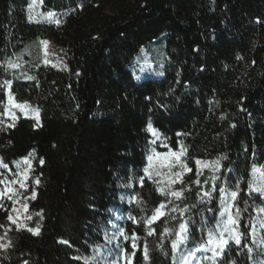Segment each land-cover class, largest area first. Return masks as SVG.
Here are the masks:
<instances>
[{
  "label": "trees",
  "instance_id": "16d2710c",
  "mask_svg": "<svg viewBox=\"0 0 264 264\" xmlns=\"http://www.w3.org/2000/svg\"><path fill=\"white\" fill-rule=\"evenodd\" d=\"M28 4L0 0V76L16 102L37 114L0 119V161L7 165L0 167V264H84L73 257L109 264L120 255L116 243L132 251L131 240L119 236L106 244L105 235L121 228L140 238L132 264H144L145 243L155 264H175L174 235L162 238L164 229L188 221L186 247L203 242L215 227L220 187L234 191L238 180L232 213L240 210L242 245L253 253L252 225L264 220V198L248 187L252 168L264 166V0H43L44 10L64 14L57 24L29 23ZM231 7L239 17L234 30L224 26ZM169 37L182 46L178 76L137 82L133 57ZM42 40L63 52L65 71L41 64ZM237 60L248 65L247 76L229 86L226 68ZM181 145L180 161L191 171L168 167ZM197 160L219 161V170L198 176ZM158 186L183 190V197H165ZM204 191L212 198L199 203ZM161 203L165 215L148 235L142 218ZM186 205L183 216L170 211ZM37 227L38 234L28 231ZM97 245L104 246L99 254ZM252 253L232 243L226 259L253 264Z\"/></svg>",
  "mask_w": 264,
  "mask_h": 264
},
{
  "label": "snow or ice",
  "instance_id": "6c2138e0",
  "mask_svg": "<svg viewBox=\"0 0 264 264\" xmlns=\"http://www.w3.org/2000/svg\"><path fill=\"white\" fill-rule=\"evenodd\" d=\"M49 18L54 16V13L48 14ZM58 22V21H57ZM42 43L47 44V41H43ZM133 70L135 71V66L133 67ZM144 69L141 68V71ZM158 75H163L162 72L157 73ZM136 79H139V77H136ZM11 100V97H10ZM16 107L23 108L24 105H16ZM147 129L149 132H151L157 139L159 138V133L153 128L151 121H149L147 125ZM152 143H155V140L152 141ZM186 149H184L183 145H181V149L179 152L170 153L176 157V160L173 161L168 165L169 168L174 167L177 163L180 164V166L183 169H186L188 171H191V169L187 168L186 164L181 163L180 158L184 156ZM31 155V153H30ZM157 156H159V153H156ZM152 160V157H149V161ZM25 163H29L27 159H25ZM41 164L44 163L43 159L40 161ZM196 164L199 166L202 164L201 161L197 160ZM19 166V165H18ZM205 167H208L209 165L205 164ZM214 168V171L219 170V161L212 162L211 165ZM0 167H7L6 164L3 163V161H0ZM145 175L148 176L151 179V174L149 172V168L144 169ZM177 178H179L182 175L181 173H175L174 174ZM197 175H200L199 170L197 171ZM27 177L25 176V179ZM218 179L217 176L213 175V191L216 188L215 181ZM141 184L144 183V178L141 177L140 179ZM176 181L173 180L172 183H175ZM0 183H4V181H0ZM11 183H20L21 186H24L23 181L19 180H13ZM36 183H39V180L36 181ZM195 183L199 184V179L195 181ZM207 183V181H205ZM248 187L250 190L258 192L262 197H264V184L256 185L254 186L252 182H249ZM220 193H221V211L219 213L220 217L222 218L221 221L217 222V225L214 228H209L207 239L203 242H200L198 244H193L191 247H186L190 237H191V230L189 227V222L184 221L180 222L178 225V229L173 231L169 228H165L164 232L162 234V238L164 235L169 234L170 232L175 236V239L171 241V253L173 260L175 261V264H203V261H209L210 264H237V261L235 260H228L226 259L227 253L230 251L231 244L234 243L238 247H242L247 249L248 253L251 254L253 249L249 247L247 244L242 245V237L243 233L238 231L239 228V215L240 210L237 208L235 215H233L231 209L234 206V202L237 200L239 191H240V181H237L236 184V190L231 191L230 193L225 187H220ZM10 191V189H9ZM157 191L160 192L161 195L165 197H174L177 200L182 199L183 197V190H165L164 188L157 187ZM3 192H0V195H3ZM198 196H200V193H197ZM35 196V192H33V197ZM205 197L208 198V200H211V191H204L203 195L201 196L199 203H205ZM137 203H140V201H136ZM167 205L165 203H161L159 207H157L152 215L147 218H142L148 226V235H154L155 231L151 228V224L159 219L160 216L165 215V213L162 211V209L166 208ZM192 207H195L193 205ZM189 208L186 205L184 208H179V206H173L170 211L173 212H179L180 216H183L186 211H188ZM209 212H213L214 210L209 208ZM259 211L264 212V209H260ZM227 216V219L224 220L223 218ZM12 217L9 216V220H11ZM129 219H132L133 222H137L134 217H129ZM175 219V217H173ZM261 228H264V223H261ZM28 231L33 232V234H38L39 228L37 229H31L29 228ZM256 230L253 228L252 235L255 236ZM117 236L122 237L123 240L128 241L131 240V247L132 251L128 252L125 250L126 246L121 245L120 243H116L115 248L120 249V255L117 260L110 261L109 264H119V260L123 259L124 264H132L133 258L137 255V241L140 239L135 233L131 235V237L124 231V229H119L117 232L112 233L111 235H105V241L106 244H112L113 241L116 240ZM61 243L68 244V241L61 240ZM253 243H256L254 240ZM71 246V245H69ZM104 247L103 245H97L96 250L97 254H99V249ZM158 247H162V245H159ZM258 247L261 249H264V237H262L259 241ZM110 253L114 252L115 249H108ZM211 253L210 256L203 255L204 253ZM196 253H201L200 257L196 256ZM168 253L165 252V255ZM242 254V253H238ZM73 259H83L84 264H90V261L94 262V257H73ZM143 259L144 264H155L153 260L150 258V249L147 245V243L143 246ZM261 264H264V262H261Z\"/></svg>",
  "mask_w": 264,
  "mask_h": 264
},
{
  "label": "rangeland",
  "instance_id": "374dc122",
  "mask_svg": "<svg viewBox=\"0 0 264 264\" xmlns=\"http://www.w3.org/2000/svg\"><path fill=\"white\" fill-rule=\"evenodd\" d=\"M49 13H54V16L49 18ZM63 16L64 14L62 13H55L52 11L44 10L43 0H29L27 8V21L29 23L57 24L59 23V21H61ZM238 24L239 17L237 15V12L233 7H231L228 9L224 26L234 30ZM43 41L47 40H42L38 43L40 48L41 64L46 67L54 68L58 71H65L67 68V64L63 52L57 47L53 46L51 42L47 41V44H44L42 43ZM181 59L182 46L180 40L177 37H169L168 43L165 46L163 43H160L150 50H146L144 48L139 49L137 54L133 57L129 68L137 82L143 81L145 79H161L168 74L178 76L181 68ZM134 66L135 71L133 70ZM141 68H143L144 70L141 71ZM247 71L248 65L242 60H237L229 64L226 68L224 79L225 84L229 86H240L246 79ZM160 72H162L163 75L157 74ZM136 77H139V79H136ZM10 86L11 84L4 82L0 76V119L5 118L9 113L15 112L20 113L24 118L35 119L37 117L35 107L31 106L28 103H17L14 96L10 92ZM16 105H24V107H16ZM199 161H201L202 164L199 166L196 164L197 171L199 170V172H202L207 169H214L211 166L212 162L207 160ZM205 164L209 166L205 167ZM250 182H252L254 186L264 184V166L252 168ZM250 191L254 194L260 195L258 192L252 190ZM228 192L230 193L231 191ZM221 210L220 196L219 212L217 215L215 226L217 225V222L221 221L222 219L219 215ZM223 219L226 220L227 216H225ZM261 223H264V220L262 217H258V220L252 225L251 229V235L253 228H255L256 230L255 236L252 235V240L256 241V243H254L255 250L252 253L253 264H261V262H264V249L258 247L260 239L264 237V228H261Z\"/></svg>",
  "mask_w": 264,
  "mask_h": 264
}]
</instances>
